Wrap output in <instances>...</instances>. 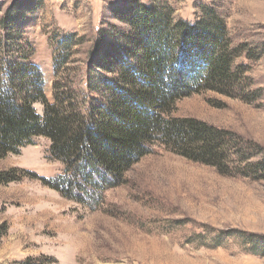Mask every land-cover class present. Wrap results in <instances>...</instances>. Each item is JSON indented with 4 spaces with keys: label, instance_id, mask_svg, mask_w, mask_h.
I'll use <instances>...</instances> for the list:
<instances>
[{
    "label": "rangeland",
    "instance_id": "obj_1",
    "mask_svg": "<svg viewBox=\"0 0 264 264\" xmlns=\"http://www.w3.org/2000/svg\"><path fill=\"white\" fill-rule=\"evenodd\" d=\"M13 1L0 0V16ZM18 1L27 9L19 22L23 40L51 102L58 39L73 35L58 77L81 91L82 108L102 101L99 91L86 87L96 39L126 29L119 13L129 4H167L174 19L187 21L213 8L232 45H246L244 55L263 51L236 60L259 96L247 104L212 91L194 93L177 100L170 115L196 117L251 139L262 147L254 160L264 159V0ZM34 106L42 113L41 104ZM49 145L35 136L18 154L0 158V171L17 178L0 183V264H264V178L221 175L154 144L124 172L122 183L89 185L86 195L70 198L43 184L66 174L62 162L50 158Z\"/></svg>",
    "mask_w": 264,
    "mask_h": 264
},
{
    "label": "trees",
    "instance_id": "obj_2",
    "mask_svg": "<svg viewBox=\"0 0 264 264\" xmlns=\"http://www.w3.org/2000/svg\"><path fill=\"white\" fill-rule=\"evenodd\" d=\"M26 10L14 0L0 16V158L18 154L35 136L48 138L50 158L62 162L66 174L55 183L42 179L43 184L78 199L89 185L122 183L124 172L154 144L221 175L264 178V159L254 160L262 152L258 143L196 117L170 115L177 100L194 93L212 91L247 104L259 96L236 63L246 45H232L213 8L187 21L174 19L167 4H129L119 13L126 29L100 32L96 39L86 87L99 91L102 101L86 108L81 91L58 77L75 44L72 34L58 39L52 102L47 98L43 74L31 62L19 26ZM16 179L10 170L0 171V183Z\"/></svg>",
    "mask_w": 264,
    "mask_h": 264
}]
</instances>
